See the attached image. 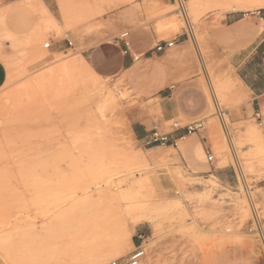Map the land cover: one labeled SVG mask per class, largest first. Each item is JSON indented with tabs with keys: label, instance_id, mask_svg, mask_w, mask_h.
<instances>
[{
	"label": "rangeland",
	"instance_id": "obj_1",
	"mask_svg": "<svg viewBox=\"0 0 264 264\" xmlns=\"http://www.w3.org/2000/svg\"><path fill=\"white\" fill-rule=\"evenodd\" d=\"M30 1L0 0V15ZM44 1L59 32L40 35L47 17L32 9L20 18L24 29L5 21L0 31L8 71L0 89V264L126 262L139 245L140 264H264L253 213L264 232V160L253 138L260 129L264 146L255 119L259 112L264 120V102L251 97L223 49L226 15L264 18V8L251 0ZM124 32L141 61L124 54ZM70 61L77 69L63 72ZM187 85L208 105L211 97L212 110L165 121L163 96ZM136 121L148 125L146 137L154 129L185 134L174 133L175 123L203 128L177 150L146 145Z\"/></svg>",
	"mask_w": 264,
	"mask_h": 264
},
{
	"label": "crops",
	"instance_id": "obj_2",
	"mask_svg": "<svg viewBox=\"0 0 264 264\" xmlns=\"http://www.w3.org/2000/svg\"><path fill=\"white\" fill-rule=\"evenodd\" d=\"M30 12H32L31 9L25 6L12 8L5 14L3 30L7 29L5 21L9 26L12 27L13 25L18 30L24 29L26 25L21 24L24 20L20 21V18L24 19V16ZM249 18L250 15L247 13H228L226 15L227 29L224 31L223 49L229 56L232 67L237 70L239 79L249 90L251 97L255 101L264 102V29L260 30V21H264V18L259 16L253 17L251 20ZM16 20L19 22H14ZM202 62L206 71L207 65L205 61ZM7 80V68L0 60V89L4 87ZM162 99L165 121H171L175 118H183L187 121L194 120L203 116L207 110L211 111L213 107L211 97L210 105H208L206 95L200 89L190 85L171 91ZM133 132L136 137L143 139L150 130L148 125L136 121ZM219 181L230 185L228 179L221 180L219 178ZM259 190L257 203L261 211L264 212V182L259 186Z\"/></svg>",
	"mask_w": 264,
	"mask_h": 264
},
{
	"label": "built area",
	"instance_id": "obj_3",
	"mask_svg": "<svg viewBox=\"0 0 264 264\" xmlns=\"http://www.w3.org/2000/svg\"><path fill=\"white\" fill-rule=\"evenodd\" d=\"M181 7L182 4H181ZM184 9V7L182 8ZM118 42L123 45L124 48V54L129 56L134 62H138L142 60L143 56L138 55L136 52L132 51L131 48V40H130V33L129 32H124L118 37ZM69 46H73V43L71 41H68ZM174 46V42L170 43H162L158 44L155 47V51L161 52L164 51L167 48H171ZM46 49L51 48L50 43H46L44 45ZM255 119L259 126L264 125V120L263 117L259 112L255 114ZM173 128L175 129L174 133L179 132V131H185V134L180 135V136H173V134L170 133H162L158 129H154L149 136L146 137V145H161V146H171L174 148H179V142L184 140L188 135H192L196 133L198 130L203 128V123L202 121H196L191 125H188L186 127H181L180 124L175 123L173 125ZM214 157L209 156L208 161L210 163L213 162ZM254 213V221L256 225V230L255 232L257 235L264 240V232L263 229L260 225V220L256 214V210L253 209ZM253 232V231H252ZM145 257V250L143 248V245L137 246L134 251L130 254L128 260L126 262H121L120 260H113L110 264H140L141 261Z\"/></svg>",
	"mask_w": 264,
	"mask_h": 264
},
{
	"label": "bare ground",
	"instance_id": "obj_4",
	"mask_svg": "<svg viewBox=\"0 0 264 264\" xmlns=\"http://www.w3.org/2000/svg\"><path fill=\"white\" fill-rule=\"evenodd\" d=\"M244 1V0H243ZM251 1H253L254 2V6H259V9H261V7H263L264 8V0H251ZM250 1V2H251ZM252 4V3H251ZM250 4V5H251ZM26 5L27 6H25V7H27V8H29V9H32L33 11H38V12H40L42 15H44V16H46L47 17V19H46V21H45V23L42 25V30H38L39 31V34L40 35H44L45 33H47V32H49V31H52V30H55V31H57L58 30V32H59V26H58V23H57V20H56V18L54 17V15H53V13L51 12V9L48 7V5L45 3V1L44 0H36V1H30V2H27L26 3ZM252 6V5H251ZM233 9H235V10H241V8H239V7H233ZM259 9H257V10H259ZM6 14V13H5ZM67 15V14H66ZM5 16H3V15H0V19H2V18H4ZM65 19H67V18H65ZM68 22L70 21V20H67ZM1 25V30L0 31H2L3 30V27H4V25L3 24H0ZM4 31V30H3ZM8 33V32H7ZM10 33H12V32H10ZM9 34V33H8ZM13 34V33H12ZM11 37H12V35H11ZM14 37V36H13ZM65 63V62H64ZM76 62L75 61H70V62H66L64 65H62V69L64 70H67V69H77L76 68V64H75ZM65 70L63 71V72H65ZM66 73V72H65ZM64 74V73H63ZM105 98V97H104ZM110 107V106H109ZM261 131H260V129H256L255 130V132L253 133V138L255 139V141L260 145L259 146V151H260V153H261V155H262V157H263V160H264V146L262 145V134L260 133ZM188 137H190V135H188L184 140H186ZM251 139H252V137H251ZM183 141V140H182ZM179 149V148H178ZM177 149V150H178ZM142 207V206H141ZM146 207V206H145ZM142 208H144V207H142ZM144 210V209H143ZM145 211V210H144ZM143 216V215H142ZM139 219H141V218H139ZM138 219V220H139ZM144 219H146V217L144 218ZM137 221V220H136ZM140 221V220H139ZM123 235H125V234H123ZM122 235V236H123ZM127 236V235H126ZM129 236V235H128ZM129 238V237H128ZM116 239V238H115ZM118 239V238H117ZM127 239V238H126ZM125 240V239H124ZM129 240V239H128ZM127 241V240H126ZM114 242V241H113ZM127 242H129V241H127ZM124 241H123V239L122 240H119V241H117L115 244H114V257H118V255L121 253V251H122V249H123V247H124ZM98 258V257H97ZM100 258H103V257H101L100 256ZM104 259V258H103ZM116 260H118V259H116ZM97 262H98V260H97ZM103 263V262H102Z\"/></svg>",
	"mask_w": 264,
	"mask_h": 264
}]
</instances>
